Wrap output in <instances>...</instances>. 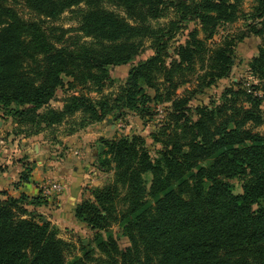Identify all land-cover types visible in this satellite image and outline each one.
I'll return each mask as SVG.
<instances>
[{
  "label": "trees",
  "instance_id": "16d2710c",
  "mask_svg": "<svg viewBox=\"0 0 264 264\" xmlns=\"http://www.w3.org/2000/svg\"><path fill=\"white\" fill-rule=\"evenodd\" d=\"M24 2L51 19L76 7L81 32L68 45H58L64 34L55 37L41 22L20 15L9 0H0V107L28 127L22 130L26 134L78 112L83 122H99L125 109L151 114L150 102H170L168 123L160 129L165 137H157L163 145L157 157L151 156L141 135L102 139L108 155L101 165L113 164L114 181L96 189L94 199L77 204L74 212L99 231L94 238L98 250L114 264H264V134L253 128L264 123V94H259L257 84L247 88L236 81L222 92L219 104L191 105L197 92L229 76L237 40L250 34L264 40V0H256L245 15L247 31L212 47L208 40L222 25L239 18L243 0ZM106 2L126 16L106 7ZM170 7L176 9L177 19L153 27L151 19L162 17ZM191 21L199 27L174 47L172 57L170 41ZM147 39L154 53L131 67L113 97L71 93L61 108L38 111L64 85V75L73 77L69 86L90 82L102 91L111 79L109 67L129 64ZM197 63L204 72L196 86L178 95ZM249 70L264 79V43L251 58ZM29 171H23L22 179ZM233 178L242 180L241 192L234 191ZM3 194L0 264H97L86 245L82 255L67 259L72 243L59 236L50 220L41 216L37 221L25 206L45 203L41 194ZM117 222L130 240L124 248L112 235L102 239L100 234Z\"/></svg>",
  "mask_w": 264,
  "mask_h": 264
},
{
  "label": "rangeland",
  "instance_id": "374dc122",
  "mask_svg": "<svg viewBox=\"0 0 264 264\" xmlns=\"http://www.w3.org/2000/svg\"><path fill=\"white\" fill-rule=\"evenodd\" d=\"M190 1V0H188ZM256 0H243L241 5L242 13L239 18L233 22L222 25L219 28V32L214 38L208 40L209 46H215V44L221 43L223 39L230 36L241 35L244 31H247V24L249 22L247 13L252 10ZM9 4L15 6L27 20H36L41 22L43 27L48 31H51L55 37L64 34L63 42H57L58 45H68L74 38L75 35L81 34L77 30L79 25V17L74 11L76 7L65 10L60 14L59 17L51 19L40 15L31 10L24 2V0H9ZM106 7L111 10H115L121 15L126 16L123 9H120L114 4L104 3ZM177 11L172 7L167 8L165 14L157 19H151L150 23L153 27L158 28L168 24L171 20L177 19ZM199 27L194 21L189 22L186 27H183L176 36L170 41V54L175 57L176 54L173 52L174 47L185 42L187 35L190 30ZM202 37L203 34L201 33ZM83 39L89 40L90 37ZM264 43L261 36L250 34L243 39L237 40L234 53V64L228 77L218 80L215 84L204 88L203 91L197 92L195 98L191 100V105L196 106L197 104H207L213 107L221 102L222 92L226 87L233 85L236 81H242L243 86L247 88L251 85L257 84L260 87L259 94H264V79H260L257 76L251 74L249 70V63L254 55L258 54L259 46ZM154 53V49L151 46V40L145 41L144 49L129 63L117 66L109 67V73L111 79L106 81L104 89L98 90V87L88 82L85 85L69 86L70 81H73L72 76L64 75V85L59 87L46 106H43L38 111H44L47 108H61L63 106L64 99L71 93L83 92L93 99H98L102 95H110L113 97L116 95L120 87L125 83L128 76L129 70L133 65H136L140 61L146 60ZM204 70L202 64H196V72H193L189 76V81L184 83L177 90L178 95H184L187 90L194 89L197 84V77ZM246 82V84H245ZM146 90L150 95H155V90L151 87L146 86ZM170 102L155 104L154 101L150 102L151 114L140 115L138 111L125 109L122 112L111 113L102 121H89L83 122L81 112L76 113L74 116L68 117L64 122L52 126L42 125L36 128L37 132L31 135L26 134L27 126H20L17 123V116L14 113H6L0 107V149L4 145L10 150L7 151L5 156L11 155V160L23 163V171L28 168L31 169V161L36 158L37 153L35 145H41L44 149V153L50 154L51 157L66 158L68 154L74 155L71 164L67 165L69 173L76 172L73 167L78 165V171L85 170L83 181L81 183L82 196L79 199V203L85 199H94V191L96 189L104 188L105 186L113 183L115 169L113 164L102 166L101 159L107 156L104 151L107 149L103 143V138H116L121 136H131L133 134L141 135L146 140L149 152L152 157L158 156V150L162 148V142L157 139H162L165 136L161 133L160 129L168 123L167 112ZM261 107L264 110V99L262 100ZM112 121H109V118ZM251 126V125H249ZM255 131L264 134V123L258 127H253ZM35 130V128H29ZM162 130V129H161ZM159 137V138H157ZM4 139V143L2 142ZM102 144V151H100ZM1 151V150H0ZM2 156L3 154H1ZM47 157V154L45 155ZM77 161V162H76ZM78 163V164H77ZM22 171V172H23ZM77 171V172H78ZM83 172V173H84ZM68 172L62 170L60 176L57 177H46L43 178L42 182L49 180H56L62 182L67 186ZM148 180L151 179V175H146ZM234 185L235 192L242 191V180L239 178H233L230 180ZM149 184V183H148ZM67 187L59 192L46 196L40 192L43 199L46 201L42 205L25 204L29 211H33L37 221L41 220V216L45 220H50L51 224L58 227L59 236L63 237L67 241L71 242L73 247L67 251V259H71L74 256L82 255V246L86 245V248H92V255L94 261L97 264H114L110 262L107 257L98 250L96 241L94 240L96 233L99 231L91 228L86 222L80 221L73 223L71 220L57 221V204L62 201V196ZM1 198V197H0ZM5 198V197H4ZM61 199V200H60ZM76 204V205H77ZM75 205V207H76ZM75 207L73 212H75ZM64 216H66L64 214ZM100 234L102 239H108L109 235H112L113 239L116 240L120 248L130 245V240L127 235L122 231L120 224L113 223L109 230H101Z\"/></svg>",
  "mask_w": 264,
  "mask_h": 264
},
{
  "label": "crops",
  "instance_id": "0c3cea01",
  "mask_svg": "<svg viewBox=\"0 0 264 264\" xmlns=\"http://www.w3.org/2000/svg\"><path fill=\"white\" fill-rule=\"evenodd\" d=\"M4 141L2 139L1 143H4ZM35 149L37 156L31 161V169L26 179H22L23 163L11 160L10 154L7 157L5 156L7 151L10 150L6 145L0 149L1 154H3L0 156V197H5L3 191L16 197L20 196L21 193H26L29 196H37L41 194L40 186L43 178L60 176L62 175L60 172L65 170L68 172L69 181L67 182V186H65L67 190L60 196L62 201L57 204L58 206L55 211L58 218L57 221H62L61 219L64 220L67 218V220H71L73 223L80 222L75 217L73 209L82 196L81 183L84 174H86L84 172L85 170L78 171L79 166L75 164L73 169L76 172L69 173L67 165L72 163L74 160L72 156L74 155L68 154L66 158H56V156L51 157L50 154L44 153L45 151L40 144H36ZM46 154L47 157L45 156Z\"/></svg>",
  "mask_w": 264,
  "mask_h": 264
},
{
  "label": "built area",
  "instance_id": "2783aa9c",
  "mask_svg": "<svg viewBox=\"0 0 264 264\" xmlns=\"http://www.w3.org/2000/svg\"><path fill=\"white\" fill-rule=\"evenodd\" d=\"M40 188L43 195L49 196L65 189V185L60 181L47 179L41 183Z\"/></svg>",
  "mask_w": 264,
  "mask_h": 264
},
{
  "label": "water",
  "instance_id": "95a60500",
  "mask_svg": "<svg viewBox=\"0 0 264 264\" xmlns=\"http://www.w3.org/2000/svg\"><path fill=\"white\" fill-rule=\"evenodd\" d=\"M109 121H110V122L112 121V118H111V117L109 118ZM100 151H102V144H101Z\"/></svg>",
  "mask_w": 264,
  "mask_h": 264
}]
</instances>
